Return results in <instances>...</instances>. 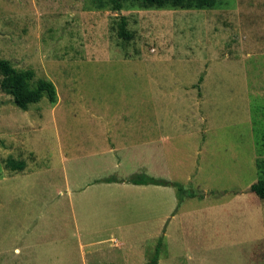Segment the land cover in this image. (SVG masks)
<instances>
[{"label":"rangeland","instance_id":"rangeland-1","mask_svg":"<svg viewBox=\"0 0 264 264\" xmlns=\"http://www.w3.org/2000/svg\"><path fill=\"white\" fill-rule=\"evenodd\" d=\"M142 2L0 0L1 56L58 93L22 110L0 89V264H151L160 237L159 264H264V199L251 190L264 160V0ZM152 117L175 143L153 176L183 183L179 210L176 188L76 193L141 163L111 155L105 121L151 132ZM141 118L149 126L134 128ZM112 237L122 254L103 251Z\"/></svg>","mask_w":264,"mask_h":264},{"label":"crops","instance_id":"crops-1","mask_svg":"<svg viewBox=\"0 0 264 264\" xmlns=\"http://www.w3.org/2000/svg\"><path fill=\"white\" fill-rule=\"evenodd\" d=\"M153 119H154V117H152V119H148V122H150ZM138 120H140V121H138L139 123L136 121H135V123H138V125H141L142 127L141 128L134 127V128L139 129V130H143V125L149 126V123H146V121L143 122L145 119L141 118ZM105 123H106V131H105L104 135H105V138L110 141V143L108 145L110 146L111 155L119 157L120 155L118 153L123 152V151L130 152L132 154H138L140 159H141L140 160L141 163L137 169L130 170L129 168H126V171H128V172L126 174H124L125 176L116 177L120 181L124 180L123 182H110V183H107V182L103 183L102 182L101 184H106L107 185L106 188L112 187L115 185L119 186L121 184H127V185L134 186V187L136 186V187L140 188L141 190H147V191H150V190L154 191V188H159L160 186H163L164 189H168L169 191L171 190V188H175L173 186H164V185H155V184H147V185L146 184H133V183L126 182L132 175L141 174V173H145V174L152 176V177H155L157 179L161 178V179H165V180L172 181V182H178V181H175L172 179H167L164 177L153 176L154 175L153 171L156 170L157 167H160L162 163L169 165L168 161H166V160L161 161V159L163 157H160V154L162 153V155L164 157L165 156L169 157L171 148L175 150V143L170 141V139H171L170 134H168V133L165 134V132L160 131L162 121H160L159 117H157L155 119V121H151V124H150V126H151L150 131L151 132L128 133L123 128H118L116 126V124H118V123L116 121H114L113 119H107L105 121ZM121 123H126L127 125L129 124V122H121ZM183 123L184 124L187 123L186 119H184ZM121 129H123V130H121ZM119 131H122V132H119ZM114 162H115V164H114L115 168H113V170H116V169L121 170L123 166L125 167V163L122 161V159L121 160L120 159L114 160ZM130 173H132V174H130ZM128 175H130L129 178H127ZM111 176H108V177H111ZM108 177H106V178H108ZM101 179H105V178L95 179L92 182L93 184H86L83 187H79L77 189L76 193L79 194V192H81V191L83 193L90 192L89 191L90 188H93V185L98 183L99 180H101ZM181 184H183V183H181ZM98 186L99 185H97V187ZM99 188H103V187H99ZM73 199H74V195H73ZM183 201L181 202L180 205L178 202L177 210H179V208L182 206ZM174 203H175V197H172V205L173 206H174ZM175 210L172 212V215L170 217H168L167 214L163 215V221L165 222V229L169 225L170 220H172L173 217L175 216V214H176ZM166 218L168 219V221H166L167 220ZM165 229H164V235H165ZM158 240H159L158 241V251H159L165 242H163V237L162 238L160 237V239H158ZM110 243H113L112 246H110L108 248H103V251L109 252V253H111V255H113V252H115V251H118L117 254H122L124 252L123 248H121V247L124 246L125 244L120 239L112 237ZM158 251H157L156 255L154 254L149 259L152 262L151 264H159ZM156 256H157V261L155 263L154 259ZM137 257L138 258L136 261H139L137 264H145V263H142V261L146 262L148 260V258L146 257V254H142L140 257L137 255ZM115 260L116 259L114 256H111L110 258L107 257V254H105L103 256V263L104 264H115V262H114Z\"/></svg>","mask_w":264,"mask_h":264},{"label":"trees","instance_id":"trees-1","mask_svg":"<svg viewBox=\"0 0 264 264\" xmlns=\"http://www.w3.org/2000/svg\"><path fill=\"white\" fill-rule=\"evenodd\" d=\"M143 1L149 5H163V3L170 0H139ZM178 7L181 8H201L208 9L213 6L216 0H209L204 2L200 0L202 5H195L186 7L184 2L180 0H172ZM142 2V3H143ZM116 7H120V4L115 1ZM121 26L120 35L130 38L132 33L127 29V19L123 15L121 16ZM35 72L32 69H17L10 60L3 58L0 54V89L7 91L14 99V103L22 110H27L30 105L40 102L43 97H48L52 104L57 103L58 93L55 84L47 79L34 80ZM203 75L200 77V81L203 80ZM12 165V164H11ZM22 163L18 164L17 168H22ZM15 165H13L14 167ZM259 168V179L251 185V190L254 191L261 199H264V160L258 161ZM124 181V180H123ZM118 180L116 177L111 176L105 179L99 180V182H123ZM126 182L133 184H155L164 186H173L177 189L179 205L184 200V190L183 184L178 182H172L165 179H157L155 177L149 176L145 173L134 174ZM184 192V193H183ZM190 196H195L194 192L189 193ZM155 263L157 261V256L155 257Z\"/></svg>","mask_w":264,"mask_h":264}]
</instances>
